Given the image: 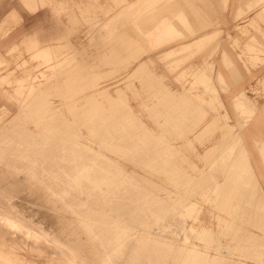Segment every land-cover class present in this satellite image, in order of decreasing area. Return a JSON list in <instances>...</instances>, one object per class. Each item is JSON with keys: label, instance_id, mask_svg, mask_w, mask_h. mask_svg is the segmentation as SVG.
Wrapping results in <instances>:
<instances>
[{"label": "rangeland", "instance_id": "rangeland-1", "mask_svg": "<svg viewBox=\"0 0 264 264\" xmlns=\"http://www.w3.org/2000/svg\"><path fill=\"white\" fill-rule=\"evenodd\" d=\"M181 1L134 0L127 5H123L121 1L118 3V8H116L117 12L105 14L87 12L81 15L85 23L82 21L79 23L78 19L75 18L76 15L64 13L66 10H73V7L77 5L75 0H32L27 4L22 0H0V13L5 10L14 11L18 7L20 10L27 12L28 16H31L38 9L51 7L53 14L50 16L56 27H62V19L67 18V29H64L66 32L45 44H42V42L36 43L35 40L24 37L28 30L25 29V25H31V17L24 20L16 15L10 18L9 23L0 19V179H4L0 185L13 189L14 196L11 202L15 207L14 210L21 213L22 218L32 231L39 235L43 234L39 239H34L24 233L15 232L12 227L0 225V240H3L6 249H13L14 254L21 260V264H67L69 258L67 248L78 250L88 264H110V262L113 263L115 258L116 261L113 264L116 262L118 264V260L126 256L124 253L128 257L126 256L123 259L122 264H133L131 262H134V264H150L152 262V264H172V262L173 264H186V262L187 264H232V260L233 264H246L245 260L253 261L247 254L223 253L222 238H207L205 227L202 226L206 196L203 194L201 197L198 191L194 190L195 193L197 192L195 194L191 189L193 181L190 180V153H197L196 149L192 147L191 132L189 128L184 130L181 125L174 124V119L168 118H174L175 114L172 104L173 99H170L171 95H169L170 92L186 90L189 93L192 86H206L205 82L208 83L207 79H202L199 83L196 81L192 83L190 73L191 45L189 49H184L181 45L189 44L190 40L201 30L212 26L215 28L214 33L211 35L213 38L224 35L227 37L254 38L258 23V3H256V6L255 1L258 0H193V3L192 0H184L183 3ZM87 2L94 5L96 0H88ZM174 2L176 10H172V12L176 14L169 17L172 12L170 13L167 7L171 9ZM161 3H166L167 6ZM159 4L162 6L160 7ZM189 4H192V6ZM185 6L188 9L190 7V11ZM208 6H214L215 8L214 21L210 19L211 14L206 13L205 15ZM164 9L168 11H164ZM160 10L163 16L157 12ZM163 11L170 14H164ZM222 12L225 13L221 14ZM155 14L157 19H154ZM182 14L184 19L181 18ZM159 15L162 18H160L161 20ZM111 16H114L113 20L110 19ZM223 16L229 17V24L231 25L228 27L227 23L226 28H229L231 32L227 31L228 29H220L222 28L220 18L222 19ZM168 17L169 19H167ZM144 19H146L145 22ZM178 19L180 22L186 20L187 25L183 22L181 23L184 25L178 23ZM150 20L153 22L151 23ZM197 20H199V26L204 29H199ZM138 22H144V26L138 24ZM170 22L172 25H170ZM148 25H151V27ZM141 26L143 29H140ZM172 29L173 32H177V35L173 34ZM150 30H152L151 33ZM116 31L118 32L116 33ZM141 31L142 34L145 32L143 34L145 36H142ZM178 32L181 36L178 35ZM133 33L134 35L131 36ZM136 33L137 37L135 36ZM164 33H169L168 36L172 34L174 38L172 39L171 36L170 39ZM165 35L167 39L169 38L168 40L165 39ZM134 36L135 38H133ZM141 43H145L144 46ZM51 44H55L56 47L49 54L39 51L44 45ZM138 45L141 48H138ZM198 49H201V47H195V54L198 53ZM140 63L143 65H141L142 68L138 66ZM136 68L138 70H135ZM160 105H163V107L160 108ZM123 107H127V110ZM224 116L222 119L227 121L228 117ZM181 117L179 115V119ZM134 120L135 122H133ZM161 120L162 124H160ZM147 134L149 135L147 136ZM199 143L202 145L201 140ZM80 144L84 146L82 147ZM148 145H152V147ZM168 146L172 147L169 148ZM148 147L150 148L148 149ZM57 149L61 150L57 151ZM126 151L129 153L127 154ZM121 155L123 158H121ZM21 160L24 161V164ZM68 161L72 163L70 164ZM108 162L110 164H107ZM168 162H170L169 165ZM68 166H71L70 169ZM83 167L84 169H82ZM57 168L59 170H56ZM95 172L99 174L96 175ZM76 176H78V179ZM108 178L111 180H108ZM107 180L111 186L107 185L108 182H105ZM113 181L114 184H112ZM140 183L143 185H140ZM116 184L118 186L117 190L115 189ZM189 190L191 191L189 192ZM97 192H101V194H97ZM93 195L100 196L97 198ZM119 196H121V199ZM132 196L133 198H131ZM117 202L122 203L118 205ZM158 204L159 206H157ZM154 205L160 208L158 209ZM2 206L8 209V204L4 201H2ZM120 207L122 209L127 207L126 211ZM165 208L166 212L164 211ZM158 211L161 212L158 213ZM163 211L166 213V218L162 216V214L164 215ZM155 212L159 214V216L157 215V217H160L159 219L156 218ZM92 214L97 220L93 218ZM175 217L177 220H173V218L176 219ZM167 218H172L173 221ZM140 219L141 221H139ZM142 219H145L144 222ZM107 220L111 223H107ZM123 223L125 224L122 226L126 229L120 227ZM95 225L97 227L93 228ZM87 226L90 229L92 228L90 232L87 231ZM98 227L102 229L100 230ZM94 229L97 230L95 235H93ZM102 230L107 231L103 232ZM190 230L192 231L190 232ZM100 231L104 234L109 233V235L102 234L103 239H99V237L101 238ZM110 233H113V235H110ZM183 235L185 240L182 239ZM105 236L109 239L104 240ZM110 236L111 238L113 236V238L111 239ZM116 238L126 240L123 244L120 241V245ZM113 239L116 241L114 242ZM110 240L115 243L111 244L114 245L113 248L109 245ZM116 244L117 246H115ZM106 245L105 250L103 248ZM147 245H150V248ZM108 246L111 248H109L110 251L107 250ZM118 246L119 249L116 248ZM123 247H125L124 250H122ZM128 247H131V249ZM115 248L120 256L121 253L123 256L120 257ZM167 248H169L168 256L166 254L168 253ZM143 249L145 251L144 257ZM112 250L115 257H113V252L112 255L108 254ZM178 250L180 251L178 252ZM105 252H107L106 255ZM148 252L149 256H147ZM197 253L200 254V258ZM140 254L142 261L138 259ZM152 254L153 256H151ZM177 254H180V260L175 257ZM181 254H184L183 257ZM177 256L179 258V255ZM149 257H152V259ZM143 258H145V261ZM262 262H264V259L258 260V263Z\"/></svg>", "mask_w": 264, "mask_h": 264}, {"label": "crops", "instance_id": "crops-1", "mask_svg": "<svg viewBox=\"0 0 264 264\" xmlns=\"http://www.w3.org/2000/svg\"><path fill=\"white\" fill-rule=\"evenodd\" d=\"M75 1L77 2V5H75L73 7V10L72 9H70L68 11L66 10V11H64V13L65 14L72 13V14L76 15L75 18L78 19L77 21L79 23H81V21L84 22V19H82L81 15H84L87 12L88 13H94V14H105V13L117 12L118 10L116 8H118V6H119L118 3H120L122 1L123 5H127L130 2H133L134 0H96L94 5L88 4V2H87L88 0H75ZM124 3H126V4H124ZM69 8H71V6H69ZM263 8H264V0H258V23H257V29H256L257 33L255 34L254 38H251V37H227L226 35H224L222 37H218V38H213V37H211V34H213L215 31L214 26H212L211 28H207L205 30H201L198 34H196L190 40V44H191V50H190V52H191V66H190L191 79H192V83L195 81L198 83L202 79L208 78V84H207L206 88H205V86H200V85L192 86L189 93L186 90L185 91L184 90H176V91L169 93V95H171L170 99H173L172 104H173L176 112L174 114V118L169 117L168 119H174L175 120L174 124H176V125L181 124V126L183 128L185 127L184 130H186L187 128L190 129V132H191L190 133V140L192 143V147H194L197 151V153H190L189 164H190L191 180L193 181L192 182L193 183L192 188L194 187L192 190H195V188H197V189L200 188L198 190H200V191L203 190L201 192L200 191L198 192L201 194V197L203 196V194H205V196L207 195L205 197L206 203L204 205L203 214H202V219H203V221H202L203 225L202 226L205 227L204 230L207 233V237L222 238L223 239L222 240L223 249H224L223 253L229 252V253H234V254H239V255H242V254L249 255L253 259V261L245 260L246 264H264V262L258 263L259 259H264V248H262V245H264L263 244L264 243V230H263L264 229V221H263L264 220V209H262V208H264V206H262V204L264 205V196H263L264 195V92H262L263 88H264V55H263L264 54V12H263L264 10H263ZM207 10L209 12L206 11V13L208 15H209V13H211L212 17H210V19H212L214 21V14H215L214 6H208ZM261 12H263V14ZM224 13L225 12H222L221 14H224ZM52 14H53V12L51 10V7H48L46 9H43V8L38 9L31 16H28L27 12L22 11L18 7H16V9H14V11H6L5 10L2 13H0V15H1L0 19H2L3 22L5 20H7L8 21L7 23H9V21L11 20L10 18L13 16H16V15H19L20 18H23L24 20L27 19V17H31V25H29V26H28V24L25 25V29H28V30L24 34V37L25 38L29 37V39L35 40L36 43L42 42V44H45V43H48V41H50V40H54L55 37L64 34L66 32L64 29H67V27H66L67 18L64 17L62 19L63 20L62 21V23H63L62 27H56L54 25L55 23L52 22L53 19L50 16ZM228 18L229 17H227V16H223L222 19L220 18V20H221L220 23H222V28H220V29H224V30L228 29L227 31H230L229 28H226L227 23H228V27L231 25V24H229ZM203 37H205V38H203ZM26 40H28V39H26ZM215 40H216V42H215ZM205 41H207V42H205ZM252 45H254V46H252ZM198 46L201 47V49H198L197 54L193 53V52H195V47H198ZM261 48H262V50H261ZM257 50H258V52H257ZM237 55H239V56H237ZM250 56H252V59H249ZM224 57L225 58L228 57V58H226L227 60ZM232 67H233V69H231ZM231 71H233L234 73H232ZM236 73H237V75H236ZM238 74H239L238 78H240V81H238V78H237ZM220 78H221V80H220ZM210 79H211V81H209ZM216 79H219L220 81L216 80ZM235 80H237V81H235ZM216 83L217 84L219 83V84L216 85ZM220 85H222V86H220ZM210 86H212V87H210ZM207 89L209 90V92ZM211 89L214 92L210 91ZM238 95L239 96L245 95L250 100L251 104L253 103L251 105L252 109H253V114L251 115V118L247 117L249 114L248 112H244L245 113L244 114L242 111H236L235 110L236 104L238 102V101H236V99L237 100L240 99V97ZM192 101H194V102H192ZM162 107H163V105H160V108H162ZM185 111H186V113H185ZM179 114L182 116L180 119L178 118ZM183 115H184V118H183ZM224 115H226L228 117L229 121L228 120L225 121L223 119L221 120V118H223ZM216 116H218V117H216ZM218 118H219V120H218ZM238 122L240 125L238 124L239 126L237 125L238 127L236 126L237 127L236 128L235 124H237ZM160 124H162V120L160 121ZM168 124H171V123H168ZM228 130H229V132H228ZM204 132H206V133L204 134ZM237 137L239 138V140L237 139ZM200 140L202 141V145H200V143H199ZM231 141H233L234 147L232 146ZM195 143H196V146H195ZM241 144H242V147L240 146ZM231 146H232V148H231ZM227 148H229V150H231V151H229ZM224 149H226V150H224ZM237 150H238V152H237ZM244 150L246 153L244 152ZM258 150H260V151H258ZM225 151H228L230 154L228 152L225 153ZM240 151L242 154H240ZM243 152L245 153V155ZM226 154H228L229 156ZM237 154H238V156H237ZM234 155H236V156H234ZM245 156L248 159H245L246 158ZM234 157H238L239 159L234 158ZM231 158H233V159H231ZM213 159H215V160H213ZM218 159L220 160V162ZM243 159H245L244 160L245 162L242 161ZM234 160H236V161L233 162ZM238 161H239V163H238ZM240 161H241V163H240ZM262 161H263V163H262ZM246 162H248L247 163L248 165L246 164ZM216 163L218 165H216ZM232 164H233V166L235 164L236 167L231 166ZM239 164H240V166H239ZM244 164H245V166H244ZM243 166H244V169L241 170V168ZM246 166L247 167L249 166L248 167L249 170L246 168ZM234 168H235V170H234ZM236 168H239L237 170H239V171L241 170L243 172L242 176L239 174L240 175V177H239L238 173H240L241 171L240 172L237 171ZM245 168L248 171L251 170L252 176H251L250 172H247V170ZM209 169H210V171H209ZM230 170H232V171H230ZM233 171H235V172L233 173ZM236 171L238 173H236ZM204 172L207 174H205ZM200 173L205 174V177L203 174H200ZM228 173H229V175H228ZM245 173H248V175ZM201 175H202V178H201ZM209 175H211V178ZM225 175H228L229 177L225 176ZM232 175H234V177L238 175L237 177L241 178V179H238L237 177L233 178ZM244 175H247L248 178ZM230 176H231V178H230ZM243 176H244V178H243L244 185H245V182L249 179V176H251L252 178L249 179L250 183L247 181L246 186L248 185L247 183L253 185V182L256 181V183H254V184H256L255 187L256 188L259 187L260 190H258V189L255 190L256 188L252 187V188H254V190L252 191V189L250 188L251 191L249 190L248 193L250 195L248 196V193L246 191H248L249 188H247L248 186L246 188H244L245 187L244 186V187H242V188H244L243 191L245 190V193H247V194L245 196H244V193H243V195H241L242 194L241 192H243V191H242V189L238 190V187L240 185L243 186V183L242 182L239 183L238 181L239 180L242 181ZM253 176H254L255 181L253 179ZM193 177H194V179H193ZM203 177L204 178L208 177V179H205V180H212V178H213L214 181H209V183H211V182L212 183L210 185H208V181H204ZM216 179H217V183L215 182ZM219 179L221 181L223 179L224 180L221 183V181ZM229 179H232V180L229 181ZM195 180L196 181L199 180V183H201L202 185H200L197 182L196 184H198V185L194 186V182H196ZM233 180L234 181L237 180V183H235V184H238V183L240 184V185L238 184L239 186H237V188H235L236 185H233L234 184ZM244 180H246V181H244ZM250 180H253V182H251ZM203 182H205L204 186H203ZM218 183L219 184L221 183V184L219 185ZM205 184H207V185H205ZM222 184H224L225 186ZM252 185H250L249 187H251ZM197 186H199V187H197ZM200 186L203 188H201ZM230 186L231 187L233 186L234 189H231ZM207 187H209V188H207ZM222 187L223 188L225 187V188L222 189ZM229 189H231V191ZM228 190H229V192H233V193H229L231 195L227 194V196L229 195L233 199V201L235 199L234 202L237 201L235 204H232L234 202H232L230 197H227L226 198L227 200L224 199V197L226 195H223V194H226ZM210 191H211V193H210ZM236 191H239V193ZM254 191H257L258 194H260L259 191L261 192L260 199L258 197L257 200L258 201L263 200V203L259 202V205H258V203H257L258 201L256 200V198H257L256 193L257 192L254 193ZM221 192L222 193L225 192V193H223L221 195ZM234 193L237 194V199H236V196H234L235 195ZM252 193H253V196H251ZM240 195H241V197H240ZM254 195H256V198ZM215 196H216V199H214ZM243 196L245 197V199ZM246 196H248L249 198L252 197V199L247 200L246 198H248V197H246ZM253 197L255 198V202L257 201L256 207L254 206V204L256 205V203L253 201V199H254ZM242 198H243V202L245 201L244 203L240 202V201H242ZM208 201H209V203H208ZM219 201H221L222 206H221ZM224 201H227L228 203L224 202ZM229 201L232 203H229ZM246 201L248 202V204ZM249 201H250L251 207H249ZM251 201H252V203H254L253 206H252ZM222 202H224V203H222ZM198 204H200V203H198ZM231 204L233 205V207H231ZM240 204H242V205H240ZM244 204H246V205H244ZM243 205H244V208L243 207L241 208V206H243ZM247 205L249 208L247 207ZM219 206H221V207H219ZM245 206H246V208H245ZM257 207H258V209H262V210L261 211L258 210ZM247 208H248V212H247ZM242 209H244L246 212ZM249 209H251L250 210V212H252L251 214L249 212ZM236 210H238V211H236ZM252 210H255V211H252ZM241 211H244V212L242 213ZM239 213H240V215H239ZM246 213H247V215H246ZM243 214H244V216H242ZM260 214L262 216H260ZM228 216H230V217H228ZM234 216H236V217H234ZM251 217H252V219H251ZM240 220H241V223H240ZM242 220H243V222H242ZM260 224H262V225H260ZM226 227H228V228H226ZM236 232H237V234H236ZM241 233H243V235ZM246 234H248V235H246ZM236 235H237V237H236ZM234 236H235V238H234ZM253 237H255V238H253ZM238 238H239V240H238ZM254 239H255V241H254ZM258 249L259 250L261 249V250L258 251Z\"/></svg>", "mask_w": 264, "mask_h": 264}, {"label": "bare ground", "instance_id": "bare-ground-1", "mask_svg": "<svg viewBox=\"0 0 264 264\" xmlns=\"http://www.w3.org/2000/svg\"><path fill=\"white\" fill-rule=\"evenodd\" d=\"M22 1H23L24 3L27 4V3H30L32 0H29V1H28V0H22ZM46 1H47V0H46ZM162 1H164V0H162ZM170 1H173V0H170ZM183 1H184V0H182L181 2L183 3ZM194 1H195V0H194ZM196 1H197V0H196ZM199 1H200V0H199ZM199 1H198V2H199ZM242 1H244V0H242ZM250 1H251V0H250ZM157 2H159V1H157ZM181 2H180V3H181ZM191 2L193 3V0H192ZM191 2H190V3H191ZM239 2H240V1H239ZM187 3H188V2H187ZM242 3H243V2H242ZM246 3H247V2H246ZM256 3H258V1H255V4H256ZM161 4H164V3H161ZM184 4H185V3H184ZM198 4H199V3H198ZM244 4H245V3H244ZM34 5H35V4H34ZM156 5L158 6L157 3H156ZM159 5H160V4H159ZM164 5H166V3H165ZM168 5L170 6V4H168ZM174 5H176L175 2H174V4L172 5L173 8H172L171 6H170L171 9H170L169 7H167V9L169 10L170 13L172 12V10H176V9H175L176 7H175ZM179 5H180V4H179ZM189 5H190V4H189ZM189 5H188V6H189ZM208 5H210V4H208ZM249 5H250V4H249ZM161 6H162V5H160V7H161ZM166 6H167V5H166ZM190 6H192V4H191ZM217 6H218V4H217ZM240 6H241V5H240ZM244 6H245V5H244ZM256 6H257V4H256ZM160 7H158V8H160ZM185 7L188 9L187 6H185ZM185 7H184V8H185ZM245 7H246V6H245ZM260 7H261V6H260ZM162 8H163V7H162ZM162 8H161V9H162ZM164 8H165V7H164ZM209 8H210V7H209ZM211 8H212V7H211ZM240 8H242V7H240ZM240 8H239V11H240ZM249 8H250V7H249ZM167 9H164V11H165V10L168 11ZM177 9H178V7H177ZM189 9H190V7H189ZM189 9H188V11H190ZM220 9H221V8H220ZM247 9H248V7H247ZM170 10H171V11H170ZM181 10H183V9H181ZM185 10H186V9H185ZM195 10H196V9H195ZM221 10H222V9H221ZM235 10H236V9H235ZM263 10H264V8H263ZM263 10H262V11H263ZM164 11H163V12H164ZM191 11H192V13H193V9H192ZM198 11L200 12V10H198ZM207 11H208V10H207ZM237 11H238V10H237ZM237 11H236V12H237ZM132 12L134 13V11H132ZM143 12H144V11H143ZM152 12H153V11H152ZM157 12H159L160 15L163 16V13H161V10H160V11H157ZM169 12H166V13L170 14ZM174 12H177V11H174ZM178 12H179V10H178ZM180 12H181V11H180ZM199 12H198V13H199ZM208 12H209V11H208ZM210 12H211V11H210ZM263 12H264V11H263ZM263 12H261V13L263 14ZM135 13H136V12H135ZM166 13L164 12V14H166ZM183 13H184V12H183ZM186 13H187V12H186ZM186 13H185V14H186ZM189 13H190V12H189ZM129 14H130V13H129ZM172 14L174 15V14H176V13H173V12H172V13L169 15V17H170V16L172 17ZM178 14H179V13H178ZM185 14H184V15H185ZM209 14H211V13H209ZM235 14H236V13H235ZM241 14H242V13H241ZM160 15H159V19L161 18ZM189 15H190V14H189ZM193 15H194V14H193ZM205 15H206V10H205ZM139 16H140V15H139ZM157 16H158V15H157ZM165 16H167V15H165ZM195 16H196V13H195ZM197 16H198V15H197ZM140 17H142V16H140ZM149 17H150V16H149ZM153 17H154V16H153ZM169 17H168L167 19H169ZM188 17H189V16H188ZM137 18H138V17H137ZM163 18H165V17H163ZM177 18H179V17H177ZM181 18L184 19L183 14H182V17H181ZM181 18H180V20H182ZM193 18H194V17H193ZM195 18H196V17H195ZM200 18H201V17H200ZM200 18H197V19H200ZM207 18H208V16H207ZM110 19L113 20V19H114V16H111ZM110 19H109V20H110ZM154 19H157V18H156V14H155V18H154ZM159 19H158V20H159ZM161 19H162V18H161ZM161 19H160V20H161ZM165 19H166V18H165ZM170 19H171V18H170ZM175 19H176V18H175ZM205 19H206V18H205ZM137 20H138V19H137ZM148 20H149V18H148ZM160 20H159V21H160ZM178 20H179V19H178ZM178 20H177V22H178ZM180 20H179L178 23H181V22L186 23V22H185L186 20H185V21H181V22H180ZM192 20H193V19H192ZM208 20H209V19H208ZM208 20H207V21H208ZM135 21H136V19H135ZM141 21H142V20H141ZM145 21H146V19H144V22H145ZM169 21H170V20H169ZM200 21H201V20H200ZM6 22H8V21L6 20ZM131 22H133V21H131ZM144 22H143V23H144ZM150 22H151V20H150ZM152 22H153V21H152ZM152 22H151V23H152ZM155 22H156V20H155ZM201 22H202V21H201ZM143 23L138 22V24L144 26ZM146 23H147V22H146ZM146 23H145V24H146ZM158 23H159V22H158ZM175 23H176V20H175ZM183 23H181V24H183ZM187 23H188V22H187ZM187 23H186L185 25H187ZM197 23H198V27H199V29H202L203 27L201 28V27L199 26V20H197ZM210 23H211V22H210ZM213 23H214V22H213ZM148 24H149V22H148ZM189 24H190V23H189ZM192 24H193V23H192ZM128 25H130V24H128ZM135 25H136V24H135ZM140 25H139V26H140ZM167 25H168V24H167ZM170 25H172L171 22H170ZM170 25H169V27H171ZM183 25H184V24H183ZM183 25H182V26H183ZM190 25H191V24H190ZM211 25H212V23H211ZM142 26L140 27V29L142 28ZM145 26H146V25H145ZM148 26L151 27V25H148ZM207 26H209V25H207ZM207 26H206V27H207ZM153 27H154V26H153ZM177 27H178V26H177ZM184 27L186 28V26H184ZM236 27H237V26H236ZM122 28H123V27H122ZM131 28H132V27H131ZM144 28H145V27H144ZM155 28H156V26H155ZM166 28H167V27H166ZM166 28H165V29H166ZM180 28H181V27H180ZM187 28H188V27H187ZM128 29H129V28H128ZM128 29H127V30H128ZM138 29H139V27H138ZM142 29H143V28H142ZM168 29H169V28H168ZM173 29H174V28H173ZM173 29H172V32L174 31ZM189 29H190V28H189ZM203 29H204V28H203ZM123 30H124V29H123ZM129 30H130V29H129ZM136 30H137V29H136ZM175 30H176V29H175ZM190 30H191V29H190ZM192 30H193V28H192ZM119 31H120V29H119ZM138 31H139V30H138ZM142 31L147 32L146 30H142ZM142 31L140 32L141 34H142ZM151 31H152V30H150V33H151ZM154 31H155V30H154ZM157 31H158V30H157ZM165 31L168 32L167 30H165ZM193 31H195V30H193ZM199 31H200V30H199ZM89 32H90V29H89ZM117 32H118V31H116V33H117ZM131 32H132V31H131ZM145 32H143V34H145ZM162 32H164V31H162ZM170 32H171V30H170ZM170 32H169V33H170ZM181 32H183V31H181ZM94 33H95V32H94ZM127 33H128V31H127ZM169 33H167V34H169ZM174 33H175V32H173V34H174ZM176 33H177V32H176ZM176 33H175L174 35H177ZM216 33H217V32H216ZM143 34H142V36H145V35H143ZM148 34H149V33H148ZM161 34H162V33H161ZM164 34H166V33H164ZM167 34H166V35H167ZM192 34H193V33H192ZM133 35H134V33H133L131 36H133ZM139 35H140V34H139ZM166 35H165V39H167V38H166ZM178 35H180L179 32H178ZM183 35H184V33H183ZM211 35H212V34H211ZM135 36L137 37V33L135 34ZM135 36H134L133 38H135ZM147 36H148V35H147ZM149 36L151 37V35H149ZM158 36H159V35H158ZM158 36H157V37H158ZM162 36H163V35H162ZM167 36H168V35H167ZM171 36H172V39H173L174 37H173L172 34H170L168 37L171 39ZM180 36H181V35H180ZM184 36H186V35H184ZM199 36H200V35H199ZM152 37H153V36H152ZM177 37H178V36H177ZM205 37H206V36H205ZM205 37H203V38H205ZM141 38H142V37H141ZM145 38H147V37H145ZM160 38H161V37H160ZM162 38H164V37H162ZM169 38H168V39H169ZM197 38H198V37H197ZM201 38H202V37H201ZM201 38H200V39H201ZM136 39H137V38H136ZM155 39L157 40V38H155ZM155 39H154V41H155ZM168 39H167V40H168ZM175 39H176V38H175ZM160 40H161V39H160ZM201 40H202V39H201ZM134 41H136V40H134ZM134 41H133V42H134ZM142 41H143V40H142ZM154 41H153V42H154ZM199 41H200V40H199ZM140 42H141V41H140ZM148 42H149V41H148ZM165 42H166V41H165ZM205 42H207V41H205ZM215 42H216V40H215ZM156 43H157V42H156ZM203 43H204V42H203ZM141 44H142V43H141ZM144 44H145V43H144ZM144 44H142V45L144 46ZM167 44H169V43H167ZM67 45H68V44H67ZM190 45H191L190 43H189V44H184V45H181V47L184 48V49H189V46H190ZM247 45H248V44H247ZM250 45H251V44H250ZM256 45H257V44H256ZM138 46H139V45H138ZM178 46H179V45H178ZM244 46H245V45H244ZM252 46H254V45H252ZM259 46H260V45H259ZM55 47H56L55 44L45 45L44 47L40 48L39 51L42 52V53H44V54H46V53L49 54L50 51H51L52 49H54ZM190 47H191V46H190ZM260 47H261V46H260ZM138 48H141V47L139 46ZM248 48H249V47H248ZM252 48H253V47H252ZM252 48H251V49H252ZM246 49H247V48H246ZM253 49H254V48H253ZM255 49H256V48H255ZM145 50H146V49H145ZM249 50H250V49H249ZM249 50H248V51H249ZM261 50H262V48H261ZM142 51H143V50H142ZM197 51H198V50H197ZM73 52H74V51H73ZM143 52H145V51H143ZM149 52H150V51H149ZM179 52L181 53L182 51H179ZM249 52H250V51H249ZM257 52H258V50H257ZM172 53H173V51H172ZM175 53H176V52H175ZM193 53H195V52H193ZM77 54H78V53H77ZM145 54H146V53H145ZM161 54H163V53H161ZM170 54H171V52H170ZM182 54H184V53H182ZM222 54H223V53H222ZM136 55H137V54H136ZM167 55H169V54H167ZM263 55H264V54H263ZM77 56H78V55H77ZM178 56H179V55H178ZM225 56H226V55H225ZM237 56H239V55H237ZM166 57H167V56H166ZM185 57H186V55H185ZM248 57H249V56H248ZM164 58H165V55H164ZM169 58H170V57H169ZM189 58H190V57H189ZM189 58H188V59H189ZM224 58H225V57H224ZM226 58H228V57H226ZM226 58H225V59H226ZM155 59H156V58H155ZM162 59H163V58H162ZM249 59H252V56H250ZM156 60H157V59H156ZM179 60H180V59H179ZM223 60H224V59H223ZM226 60H227V59H226ZM262 60H263V59H262ZM166 61H167V60H166ZM164 62H165V61H164ZM164 62H163V63H164ZM183 62H184V61H183ZM186 62H187V61H186ZM229 62H230V61H229ZM241 62H242V61H241ZM171 63H172V62H171ZM174 63H175V61H174ZM179 63H180V62L178 61V64H179ZM184 63H185V62H184ZM230 63H231V62H230ZM230 63H229V64H230ZM242 63H243V62H242ZM3 64H5V63H3ZM181 64H182V62H181ZM141 65H142V63H140L138 66H141ZM179 65H180V64H179ZM231 65H232V64H231ZM142 66H143V65H142ZM142 66H141V68H142ZM175 67H178V66H175ZM143 68H144V67H143ZM139 69H140V68H139ZM169 69H170V68H169ZM205 69H206V68H205ZM231 69H233V67H232ZM135 70H138V69L136 68ZM213 70H214V69H213ZM205 71H206V70H205ZM205 71H204V72H205ZM226 72H227V71H226ZM231 72L234 73L233 71H231ZM133 73H134V71H133ZM142 73H143V72H142ZM206 73H207V72H206ZM227 73H228V72H227ZM140 74H141V73H140ZM168 75H169V73H168ZM203 75H204V74H203ZM207 75H208V74H207ZM234 75H235V74H234ZM236 75H237V73H236ZM200 76H201V75H200ZM208 76H209V75H208ZM214 76H215V75H214ZM128 77H129V75H128ZM179 77H180V76H179ZM202 77H203V76H202ZM218 77H219V76H218ZM238 77H239V74H238L237 78H238ZM119 78H120V77H119ZM216 78H217V77H216ZM235 78H236V77H235ZM201 79H202V78H201ZM205 79L208 80V78H205ZM216 80H219V79H216ZM220 80H221V78H220ZM220 80H219V81H220ZM199 81H200V80H199ZM209 81H211V79H210ZM235 81H237V80H235ZM238 81H240V78H238ZM221 82H222V81H221ZM232 82H233V81H232ZM198 83H199V82H198ZM205 83H206V86H207L208 83H207V82H205ZM214 83H215V82H214ZM233 83H234V82H233ZM203 84H204V83H203ZM218 84H219V83H218ZM218 84L216 83V85H218ZM262 84H263V83H262ZM191 85H192V84H191ZM250 85H251V84H250ZM206 86H205V88H206ZM220 86H222V85H220ZM210 87H212V86H210ZM203 88H204V87H203ZM18 89H19V88H18ZM182 89H183V88H182ZM212 89H213V88H212ZM212 89H211L210 91L214 92ZM222 89H223V88H222ZM222 89H221V90H222ZM207 90H208V89H207ZM188 91H189V90H188ZM80 92H81V91H80ZM189 92H190V91H189ZM208 92H209V90H208ZM223 92H224V91H223ZM262 92H264V88H263V91H262ZM215 93H216V92H215ZM31 94H32V92H31ZM182 94H183V93H182ZM209 94H210V93H209ZM211 94H212V93H211ZM242 94H243V93H242ZM29 95H30V94H29ZM29 95H28V96H29ZM213 95H214V94H213ZM239 95H240V94H239ZM239 95H238V96H239ZM190 96H191V95H190ZM107 97H108V96H107ZM239 97H240V99H238V100L236 99V101H238L237 104H236V109H237V111H242L243 113H244V112H248L249 114H248L247 117H248V118H249V117L251 118V115L253 114V109H252V106H251V105H252L253 103L251 104L250 100H249L245 95H241V96H239ZM105 98H106V97H105ZM235 98H236V97H235ZM113 99H114V98H113ZM114 100H115V99H114ZM217 100H218V99H217ZM89 101H90V100H89ZM95 102H96V101H95ZM117 102L119 103V101H117ZM186 102H187V101H186ZM192 102H194V101H192ZM194 104H195V103H194ZM206 104H207V103H206ZM217 104H218V103H217ZM219 104H220V103H219ZM221 104H222V103H221ZM22 105H23V104H22ZM22 105H21V106H22ZM186 106H187V105H186ZM173 107H174V106H173ZM232 107H233V106H232ZM45 108H46V106H45ZM93 108H94V107H93ZM99 108H100V107H99ZM123 108H125V107H123ZM185 108H186V107H185ZM1 109H2V108H1ZM91 109H92V108H91ZM125 109L127 110V107H126ZM236 109H235V110H236ZM98 110H99V109H98ZM128 110H129V109H128ZM178 110H179V109H178ZM83 111H84V110H83ZM188 111H189V110H188ZM215 111H216V110H215ZM224 111H225V110H224ZM254 111H255V110H254ZM102 112H103V111H102ZM127 112H128V111H127ZM129 112H130V111H129ZM175 112H176V111H175ZM232 112H233V111H232ZM262 112H263V111H262ZM185 113H186V111H185ZM75 114H76V113H75ZM94 114H95V113H94ZM96 114H97V112H96ZM121 114H122V113H121ZM167 114H168V113H167ZM244 114H245V113H244ZM73 115H74V114H73ZM98 115H99V114H98ZM179 115H180V114H179ZM226 115H227V114H226ZM199 116H200V115H199ZM202 116H203V115H202ZM128 117H129V116H128ZM168 117H169V116H168ZM193 117H194V116H193ZM216 117H218V116H216ZM221 117H222V116H221ZM224 117H225V116H224ZM233 117H234V116H233ZM93 118H94V117H93ZM93 118H92V119H93ZM178 118H179V117H178ZM240 118H241V117H240ZM102 119H103V118H102ZM134 119H135V118H134ZM192 119H193V118H192ZM200 119H201V118H200ZM225 119H226V118H225ZM190 120H191V119H190ZM197 120H198V119H197ZM218 120H219V118H218ZM221 120H222V118H221ZM223 120H224V119H223ZM241 120H242V119H241ZM46 121H47V120H46ZM89 121H90V120H89ZM228 121H229V119H228ZM107 122H108V121H107ZM133 122H135V120H134ZM178 122H179V121H178ZM194 122H195V121H194ZM44 123H45V122H44ZM64 123H65V122H64ZM111 123H112V122H111ZM128 123H129V122H128ZM191 123H192V122H191ZM233 123H234V122H233ZM235 123H236V122H235ZM39 124H40V123H39ZM54 124H55V123H54ZM183 124H184V123H183ZM238 124H239V122H238L237 124H235V127H236ZM243 124H244V123H243ZM3 125L5 126V124H3ZM42 125H44V124H42ZM124 125H125V124H124ZM124 125H123V126H124ZM180 125H181V124H180ZM192 125H193V124H192ZM239 125H240V124H239ZM239 125H238V126H239ZM55 126H56V125H55ZM66 126H67V125H66ZM238 126H237V127H238ZM67 127H68V126H67ZM69 127H70V126H69ZM111 127H112V126H111ZM137 127H138V126H137ZM237 127H236V128H237ZM71 128H72V127H71ZM73 128H74V127H73ZM134 128H135V127H134ZM184 128H185V127H184ZM232 128H233V127H232ZM62 129H63V128H62ZM75 129H76V128H75ZM75 129H74V130H75ZM77 129H78V128H77ZM187 129H188V128H187ZM204 129H205V128H204ZM204 129H203V130H204ZM239 129H240V128H239ZM59 130H60V129H59ZM127 130H128V129H127ZM230 130H231V129H230ZM106 131H107V130H106ZM119 131H120V130H119ZM142 131H143V130H142ZM199 131H200V130H199ZM200 132H201V131H200ZM207 132H208V131H207ZM209 132H210V131H209ZM228 132H229V130H228ZM145 133H146V132H145ZM205 133H206V132H204V134H205ZM72 134H73V132H72ZM102 134H103V133H102ZM196 134H197V133H196ZM196 134H195V135H196ZM222 134H223V133H222ZM55 135H56V134H55ZM116 135H117V134H116ZM132 135H133V133H132ZM148 135H149V134H147V136H148ZM60 136H61V135H60ZM136 136H137V135H136ZM151 136H152V135H151ZM143 138H145V137H143ZM152 138H154V137H152ZM159 138H161V137H159ZM227 138H228V137H227ZM44 139H45V138H44ZM56 139H57V138H56ZM237 139L239 140L238 137H237ZM11 140H12V138H11ZM50 140H51V139H50ZM151 140H152V139H151ZM160 140H161V139H160ZM233 140H234V139H233ZM238 140H237V141H238ZM41 141H42V140H41ZM60 141H61V139H60ZM126 141L128 142V140H126ZM153 141H155V140H153ZM187 141H188V140H187ZM7 142H8V141H7ZM120 142H121V141H120ZM123 142L125 143V141H123ZM123 142H122V143H123ZM159 142H160V141H159ZM231 142H232V146H233V141H231ZM53 143H54V142H53ZM68 143H69V141H68ZM76 143H77V142H76ZM79 143H80V142H79ZM122 143H121V144H122ZM131 143H132V142H131ZM155 143H156V142H155ZM164 143H165V142H164ZM166 143H167V142H166ZM240 143H241V142H240ZM55 144H56V143H55ZM60 144H61V143H60ZM62 144H65V143H62ZM114 144H115V142H114ZM146 144H147V143H146ZM52 145H53V144H52ZM57 145H59V144H57ZM68 145H69V144H68ZM72 145H73V144H72ZM80 145H81V144H80ZM118 145H119V144H118ZM124 145H125V144H124ZM129 145H130V144H129ZM159 145H160V144H159ZM81 146H82V145H81ZM83 146H84V145H83ZM83 146H82V147H83ZM119 146H120V145H119ZM122 146H123V145H122ZM125 146H126V145H125ZM148 146H150V145H148ZM232 146H231V148H232ZM240 146L242 147V144H241ZM240 146H239V147H240ZM262 146H263V145H262ZM14 147H15V146H14ZM61 147H62V146H61ZM82 147H81V148H82ZM126 147H127V146H126ZM132 147H133V146H132ZM150 147H152V145H151ZM150 147H148V149H149ZM161 147H162V146H161ZM168 147H169V146H168ZM168 147H166V148H168ZM170 147H172V146H170ZM170 147H169V148H170ZM233 147H234V146H233ZM4 148H5V147H4ZM11 148H13V147H11ZM46 148H47V147H46ZM50 148H51V147H50ZM56 148H57V147H56ZM59 148H60V147H59ZM67 148H68V147H67ZM72 148H73V147H72ZM75 148H76V147H75ZM84 148H85V147H84ZM123 148H124V147H123ZM129 148H130V147H129ZM129 148H128V149H129ZM162 148H163V147H162ZM231 148H230V149H231ZM237 148H238V147H237ZM34 149H35V148H34ZM54 149H55V148H54ZM54 149H53V150H54ZM113 149H114V148H113ZM138 149H139V148H138ZM155 149H156V148H155ZM171 149H172V148H171ZM227 149L229 150V148H227ZM16 150H17V149H16ZM44 150H45V149H44ZM48 150H49V149H48ZM48 150H46V151H48ZM60 150H61V149H60ZM60 150L57 149V151H60ZM68 150H69V149H68ZM79 150H80V149H79ZM84 150H85V149H84ZM89 150H90V149H89ZM114 150H115V149H114ZM157 150H158V149H157ZM172 150H173V149H172ZM175 150H176V148H175ZM210 150H211V149H210ZM210 150H209V151H210ZM224 150H226V149H224ZM20 151H21V150H20ZM41 151H42V150H41ZM65 151H66V150H65ZM74 151H75V150H74ZM119 151H121V150H119ZM131 151H132V150H131ZM131 151H130V153H131ZM229 151H231V150H229ZM235 151H236V150H235ZM258 151H260V150H258ZM3 152H4V150H3ZM15 152H16V151H15ZM21 152H22V151H21ZM80 152H81V151H80ZM177 152H179V151L177 150ZM177 152H175V153H177ZM217 152H218V151H217ZM227 152H228V151H225V153H227ZM237 152H238V150H237ZM244 152H245V150H244ZM244 152H243V153H244ZM51 153H52V152H51ZM65 153H66V152H65ZM65 153H64V154H65ZM70 153H71V152H70ZM82 153H83V152H82ZM88 153H89V152H88ZM88 153H87V154H88ZM92 153H93V152H92ZM124 153H125V152H124ZM126 153L128 154L129 152L126 151ZM228 153H229V152H228ZM245 153H246V152H245ZM245 153H244V155H245ZM24 154H25V153H24ZM135 154H136V152H135ZM149 154L151 155L150 152H149ZM205 154H206V153H205ZM229 154H230V153H229ZM240 154H242L241 151H240ZM240 154H239V155H240ZM3 155H4V154H3ZM3 155H2V156H3ZM26 155H28V154L26 153ZM81 155H82V154H81ZM129 155H130V154H129ZM164 155H165V154H164ZM206 155H207V154H206ZM226 155H228V154H226ZM5 156H6V155H5ZM9 156H10V155H9ZM14 156H15V155H14ZM42 156H43V155H42ZM59 156H60V155H59ZM74 156H75V155H74ZM92 156H93V155H92ZM131 156H132V155H131ZM134 156H135V155H134ZM172 156H173V155H172ZM219 156H220V155H219ZM228 156H229V155H228ZM234 156H236V155H234ZM237 156H238V154H237ZM43 157H44V156H43ZM51 157H52V156H51ZM51 157H50V158H51ZM55 157H56V155H55ZM63 157H64V156H63ZM66 157H67V156H66ZM68 157H69V156H68ZM148 157H149V156H148ZM165 157H166V156H165ZM242 157H243V156H242ZM245 157H246V156H245ZM245 157H244V158H245ZM19 158H20V157H19ZM59 158H60V157H59ZM121 158H123L122 155H121ZM159 158H160V157H159ZM218 158H219V157H218ZM234 158L239 159L238 157H234ZM8 159H9V157H8ZM10 159H11V157H10ZM35 159H36V158H35ZM61 159H62V157H61ZM97 159H98V158H97ZM125 159H126V158H125ZM144 159H145V158H144ZM152 159H153V158H152ZM231 159H233V158H231ZM245 159H248V158L246 157ZM245 159H243L242 161H244ZM5 160H6V159H5ZM13 160H14V159H13ZM13 160H12V162H13ZM24 160H25V159H24ZM27 160H28V159H27ZM54 160H55V158H54ZM71 160H72V159H71ZM160 160H161V159H160ZM168 160H169V159H168ZM213 160H215V159H213ZM218 160H219V159H218ZM21 161H22V160H21ZM32 161H33V160H32ZM56 161H58V160H56ZM75 161H76V160H75ZM75 161H74V162H75ZM90 161H91V160H90ZM94 161H95V160H94ZM99 161H100V160H99ZM106 161H107V160H106ZM130 161H131V160H130ZM134 161H135V160H134ZM143 161H145V160H143ZM181 161H182V160H181ZM235 161H236V160H234L233 162H235ZM23 162H24V161H22V163H23ZM35 162H36V161H35ZM52 162H53V161H52ZM68 162H69V161H68ZM84 162H85V160H84ZM104 162H105V161H104ZM211 162H212V161H211ZM214 162H215V161H214ZM217 162H218V161H217ZM219 162H220V160H219ZM244 162H245V161H244ZM48 163H49V161H48ZM69 163H70V162H69ZM71 163H72V162H71ZM71 163H70V164H71ZM79 163H80V162H79ZM96 163H97V162H96ZM169 163H170V162H168V165H169ZM212 163H213V162H212ZM238 163H239V161H238ZM238 163H237V164H238ZM240 163H241V161H240ZM247 163H248V162H246V164H247ZM262 163H263V161H262ZM20 164H21V163H20ZM23 164H24V163H23ZM34 164H36V163H34ZM44 164H45V163H44ZM49 164H50V163H49ZM63 164H64V163H63ZM74 164H76V163H74ZM77 164H78V163H77ZM77 164H76V165H77ZM88 164H89V163H88ZM107 164H110V162H108ZM107 164H106V165H107ZM139 164H140V163H139ZM150 164H152V163H150ZM165 164H166V163H165ZM173 164H174V163H173ZM220 164H221V163H220ZM222 164H223V163H222ZM242 164H243V163H242ZM18 165H19V164H18ZM36 165H37V164H36ZM47 165H48V164H47ZM68 165H69V164H68ZM94 165H95V164H94ZM99 165H100V164H99ZM160 165H161V164H160ZM214 165H215V164H214ZM216 165H218V164L216 163ZM247 165H248V164H247ZM88 166H89V165H88ZM96 166H97V164H96ZM104 166H105V165H104ZM166 166H167V164H166ZM210 166H211V165H210ZM231 166H233V164H232ZM234 166H235V164H234ZM234 166H233V167H234ZM239 166H240V164H239ZM239 166H238V167H239ZM244 166H245V164H244ZM244 166L241 168V170L244 169ZM38 167H39V166H38ZM68 167H69V166H68ZM70 167H71V166H70ZM70 167H69V169H70ZM93 167H94V166H93ZM136 167H137V166H136ZM235 167H236V166H235ZM248 167H249V166H248ZM248 167L246 166V168L249 170ZM36 168H37V167H36ZM60 168H62V167H60ZM63 168H64V167H63ZM78 168H79V167H78ZM94 168H95V167H94ZM100 168H101V167H100ZM211 168H212V167H211ZM215 168H216V167H215ZM229 168H230V167H229ZM231 168H232V167H231ZM246 168H245V169H246ZM75 169H77V168H75ZM82 169H84V167H83ZM95 169H97V168H95ZM106 169H107V168H106ZM155 169H156V168H155ZM155 169H154V170H155ZM168 169H169V168H168ZM176 169H177V168H176ZM196 169H197V168H196ZM217 169H218V168H217ZM221 169H222V168H221ZM237 169H239V168H236V170H237ZM247 169H246V170H247ZM53 170H54V169H53ZM56 170H59V169L57 168ZM56 170H55V171H56ZM67 170H68V168H67ZM157 170H158V169H157ZM226 170H227V169H226ZM228 170H229V169H228ZM232 170H233V169H232ZM232 170H230V171H232ZM234 170H235V168H234ZM241 170H240V171H241ZM246 170H245V171H246ZM248 170H247V172H250V174H251V170H250V171H248ZM61 171H62V170H61ZM69 171H70V170H69ZM73 171H74V170H73ZM76 171H77V170H76ZM86 171H87V170H86ZM95 171H96V170H95ZM99 171H100V170H99ZM108 171H109V170H108ZM112 171H113V170H112ZM114 171H115V170H114ZM209 171H210V169H209ZM218 171H219V170H218ZM237 171H239V170H237ZM237 171H236V173H238ZM240 171H239V172H240ZM245 171H244V172H245ZM57 172H58V171H57ZM57 172H56V173H57ZM92 172H93V171H92ZM96 172H97V171H96ZM96 172H95L96 175L99 174V173H96ZM213 172H214V171H213ZM220 172H221V171H220ZM234 172H235V171H233V173H234ZM241 172H242V171H241ZM241 172L238 173V175L240 174V175L242 176L243 172H242V173H241ZM69 173H70V172H69ZM77 173H78V172H77ZM86 173H87V172H86ZM93 173H94V172H93ZM100 173H101V172H100ZM112 173H113V172H112ZM119 173H120V172H119ZM143 173H144V171H143ZM145 173H146V172H145ZM204 173H205V172H204ZM233 173H232V174H233ZM252 173H253V172H252ZM42 174H43V173H42ZM66 174H68V173H66ZM168 174H169V173H168ZM200 174H203V173H200ZM205 174H207V173H205ZM205 174H203L204 177H205ZM245 174L248 175V173H245ZM253 174H254V173H253ZM59 175H61V174H59ZM59 175H58V176H59ZM87 175H88V174H87ZM125 175H126V174H125ZM216 175H217V174H216ZM220 175H221V174H220ZM228 175H229V173H228ZM228 175H225V176H228ZM230 175H231V174H230ZM238 175H237V176H238ZM240 175H239V177H240ZM247 175H244V176L247 177ZM2 176H3V175H2ZM63 176H64V175H63ZM67 176H68V175H67ZM79 176H80V175H79ZM111 176H112V175H111ZM123 176H124V175H123ZM128 176H129V175H128ZM207 176H208V175H207ZM209 176H210V178H211V175H209ZM217 176H218V175H217ZM232 176H233V178L237 177V176L234 177V175H232ZM244 176L242 177V181H241V180L238 181L239 183L242 182V183H243V186L240 185L239 183H238V184H239L240 186H239L238 184H235V183H237V180H235V181L233 180V181H234V182H233V183H234L233 185H236V187H235V186H234V187L237 188V186H239L240 188L238 187V190L242 189V191H243V189L246 188V187L248 186L247 188H249V189H248V191H246V192L248 193L249 190L251 191V189H252V191H253L254 188H252V187H255V186H256V184H254V183H256V181H255V179H254V176H253V179H254L255 182H253V180H250L251 182H253V185H254V186H253L252 184H249V183H250V182H249V179L252 178V177H251L252 174H251V176H249V179L247 180V181L249 182V183H247V184H248L247 186H246V182H247V181L244 180V181H246V182H245V185H244V182H243V178H244ZM77 177H78V176H76V178H77ZM103 177H104V176H103ZM117 177H118V176H117ZM125 177H126V176H125ZM136 177H137V176H136ZM172 177H173V176H172ZM204 177H203V178H204ZM213 177H214V176H213ZM218 177H219V176H218ZM228 177H229V176H228ZM45 178H46V176H45ZM45 178H44V179H45ZM70 178H71V177H70ZM97 178H98V177H97ZM97 178H96V179H97ZM100 178H101V177H100ZM201 178H202V175H201ZM220 178H221V177H220ZM224 178H225V177H224ZM230 178H231V176H230ZM237 178H238V177H237ZM247 178H248V177H247ZM42 179H43V178H42ZM64 179H65V178H64ZM74 179H75V177H74ZM77 179H78V178H77ZM180 179H181V178H180ZM193 179H194V177H193ZM205 179H208V177L204 178V181H208V185H210V184L212 183V182L209 183V181H214L213 178H212V180H205ZM238 179H241V178H238ZM71 180H72V179H71ZM99 180H100V179H99ZM99 180H96V181H99ZM108 180H111V179L108 178ZM108 180L105 181L106 183L108 182L107 185L110 184ZM134 180H135V179H134ZM144 180H146V179H144ZM188 180H189V179H188ZM190 180H191V179H190ZM196 180H197V179H196ZM219 180H220V179H219ZM219 180H218V181H219ZM223 180H224V179H223ZM223 180H222V181L220 180L221 183L223 182ZM231 180H232V179H229V181H231ZM3 181H4V179H0V184H1V182H3ZM69 181H70V180H69ZM69 181H68V182H69ZM72 181H73V180H72ZM127 181H128V180H127ZM180 181H181V180H180ZM191 181H192V180H191ZM201 181H202V180H201ZM76 182H77V181H76ZM102 182H104V181H102ZM105 182H104V183H105ZM111 182H112V181H111ZM136 182H137V181H136ZM149 182H150V181H149ZM185 182H187V181H185ZM197 182L199 183V180L196 181V183H197ZM215 182L217 183V179L215 180ZM227 182H228V181H227ZM81 183H82V182H81ZM85 183H86V182H85ZM106 183H105V184H106ZM119 183H120V182H119ZM151 183H152V182H151ZM189 183H190V182H189ZM196 183L194 182V186H195V185H198V184H196ZM204 183H205V182H203V186H204ZM213 183H214V182H213ZM221 183H220V184H221ZM229 183H230V182H229ZM101 184H103V183H101ZM112 184H114V181H113ZM179 184H180V183H179ZM192 184H193V183H192ZM199 184L202 185L201 183H199ZM218 184H219V183H218ZM220 184H219V185H220ZM224 184H225V183H224ZM224 184H222V185H224ZM84 185H85V184H84ZM118 185H119V184H118ZM122 185H123V184H122ZM128 185H129V184H128ZM140 185H143V184L140 183ZM181 185H182V184H181ZM184 185L186 186V183H185ZM205 185H207V184H205ZM231 185H232V184H231ZM250 185H252V186L249 187ZM75 186H76V185H75ZM109 186H111V185H109ZM112 186H113V185H112ZM123 186H124V185H123ZM126 186H127V184H126ZM187 186H189V185L187 184ZM224 186H225V185H224ZM244 186H245V187H244ZM258 186H259V185H258ZM60 187H61V186H60ZM81 187H82V186H81ZM85 187H86V186H85ZM85 187H84V188H85ZM88 187H89V185H88ZM88 187H87V188H88ZM117 187H118V186H117V184H116L115 189H116ZM127 187H128V186H127ZM133 187H135V186H133ZM197 187H199V186H197ZM200 187H201V186H200ZM209 187H210V186H209ZM209 187H207V188H209ZM218 187H219V186H218ZM230 187H231V186H230ZM230 187H229V188H230ZM242 187H244V188H242ZM47 188H48V187H47ZM87 188H86V189H87ZM108 188H109V187H108ZM188 188H189V187H188ZM190 188H191V187H190ZM193 188H194V187H193ZM193 188H191V189H193ZM201 188H203V187H201ZM204 188H205V187H204ZM216 188H217V187H216ZM224 188H225V187H224ZM224 188L222 187V189H224ZM250 188H251V189H250ZM255 188H256V187H255ZM89 189H90V187H89ZM129 189H130V188H129ZM141 189H142V188H141ZM153 189H154V188H153ZM196 189H197V188H196ZM196 189H195V191H197V190L200 189V188H198L197 190H196ZM231 189H234L233 186L231 187ZM231 189H229V190L231 191ZM257 189L260 190L259 187L256 188L255 190H257ZM58 190H59V189H58ZM112 190H113V189H112ZM116 190H117V189H116ZM124 190H127V189H124ZM177 190H178V189H177ZM220 190H221V189H220ZM220 190H219V191H220ZM226 190H227V189H226ZM229 190L227 191L226 194H223V193H225L226 191L223 192V193L221 192V195H222V194H223V195H226V196L224 197V199H226L227 197H230L229 195H231V194H229V193H233V192H229ZM101 191H102V190H101ZM132 191H133V190H132ZM132 191H131V192H132ZM174 191H175V190H174ZM185 191H186V190H185ZM190 191H191V190H189V192H190ZM193 191H194V190H193ZM195 191H194V193H195ZM199 191H200V190H198V192H199ZM201 191H203V190H201ZM201 191H200V192H201ZM223 191H224V190H223ZM67 192H68V191H67ZM236 192L239 193V191H236ZM236 192H235V193H236ZM256 192H257V191H254V193H256ZM93 193H94V192H93ZM113 193H114V191H113ZM118 193H119V192H118ZM121 193H123V191H121ZM121 193H120V194H121ZM126 193H127V192H126ZM135 193H136V192H135ZM164 193H165V192H164ZM192 193H193V192H192ZM196 193H197V192H196ZM196 193H195V194H196ZM207 193H208V192H207ZM210 193H211V191H210ZM217 193H218V192H217ZM235 193H234V194H235ZM241 193H242L241 195H243V193H244V196L247 194V193H245V190H244L243 192H241ZM250 193H251V192H250ZM259 193L261 194L260 191H259ZM83 194H84V193H83ZM94 194H95V193H94ZM97 194H101V192H100V193L97 192ZM105 194H106V193H105ZM115 194H116V192H115ZM128 194H129V193H128ZM128 194H127V195H128ZM132 194H134V193H132ZM170 194H171V193H170ZM189 194H191V193H189ZM218 194H219V193H218ZM227 194H229V195L227 196ZM260 194H258V192L256 193L257 198H256V195H254L255 198H256V200L258 199V197H259V199H260ZM89 195H90V194H89ZM113 195H114V194H113ZM121 195H122V194H121ZM135 195H136V194H135ZM173 195L175 196V194H173ZM191 195H192V194H191ZM198 195H199V194H198ZM212 195H213V194H212ZM219 195H220V194H219ZM238 195H239V194H238ZM241 195H240V197H241ZM249 195H250V194L248 193V196H249ZM258 195H259V196H258ZM262 195H263V194H262ZM262 195H261V196H262ZM13 196H14V191H13L12 188H10V187H6V186L3 187L2 185H0V225L3 226V227H12V228L15 230V232H21V233H24V234H26L27 236L32 237V238H34V239H39L41 236H43V234H42V235H39L38 233L32 231V230L30 229L29 225L27 224V222L24 221V218H22L21 213H19L17 210H14L15 207L13 206V204H12V202H11L12 199H13ZM73 196H74V195H73ZM93 196H94V195H93ZM95 196H97V195H95ZM95 196H94V197H95ZM99 196H100V195H99ZM99 196H97V198H98ZM101 196H102V195H101ZM133 196H134V195H133ZM133 196H132L131 198H133ZM140 196H141V194H140ZM167 196H168V195H167ZM200 196H201V195H200ZM206 196H207V195H206ZM234 196H236V199H237V194H235ZM244 196H243V197H244ZM248 196H246V197H248ZM251 196H253V193H252ZM263 196H264V195H263ZM63 197H64V194H63ZM69 197H70V196H69ZM120 197H121V196H119V198H120ZM125 197H126V196H125ZM138 197H139V196H138ZM185 197H186V196H185ZM208 197H209V196H208ZM111 198H112V197H111ZM116 198H118V197H116ZM220 198H221V197H220ZM230 198H231V197H230ZM253 198H254V197H253ZM255 198L253 199L254 202H255ZM261 198H262V197H261ZM108 199H109V198H108ZM114 199H115V198H114ZM120 199H121V198H120ZM128 199H129V198H128ZM134 199H136V198H134ZM134 199H133V200H134ZM137 199H138V198H137ZM157 199H158V198H157ZM201 199H202V198H201ZM210 199H211V198H210ZM214 199H216V196H215ZM244 199H245V197H244ZM246 199L249 200V199H252V197H251V198L248 197V198H246ZM67 200H68V199H67ZM112 200H113V199H112ZM226 200H227V199H226ZM228 200H229V199H228ZM231 200H232V202L235 201V199H234V201H233L232 198H231ZM240 200H241V199H240ZM2 201L6 202V203L8 204V209L3 208V206H2ZM71 201H72V200H71ZM184 201H185V200H184ZM257 201H258V200H257ZM257 201H256V202H257ZM112 202H114V201H112ZM216 202H217V201H216ZM219 202H220V204H221V201H219ZM224 202H227V201H224ZM224 202H222V203H224ZM232 202L229 201V203H232ZM236 202H237V201H236ZM236 202H234V203H232V204H235ZM238 202H239V201H238ZM240 202H243V198H242V201H240ZM244 202H245V201H244ZM244 202H243V203H244ZM246 202H247V201H246ZM256 202H255V203H256ZM259 202L263 203V200H261V201L259 200V201L257 202L258 205H259ZM115 203H116V202H115ZM115 203H114V204H115ZM117 203H118V205H119V203H122V202H117ZM150 203H151V202H150ZM159 203H161V202H159ZM208 203H209V201H208ZM227 203H228V202H227ZM251 203H252V201H251ZM257 203H256V205H255L254 203H252V206H253V204H254V206L256 207V206H257ZM72 204H73V203H72ZM75 204H76V203H75ZM125 204H126V203H125ZM127 204H128V203H127ZM191 204H193V203H191ZM232 204H231V207H233ZM247 204H248V202H247ZM73 205H74V204H73ZM73 205H72V207H73ZM76 205H77V204H76ZM91 205H92V204H91ZM110 205H111V203H110ZM161 205H163V204H161ZM182 205H183V204H182ZM215 205H216V204H215ZM225 205H226V204H225ZM240 205H242V204H240ZM240 205H239V206H240ZM244 205H246V204H244ZM244 205L241 206V208H242V207L244 208ZM116 206H117V205H116ZM120 206H121V205H120ZM126 206H127V205H126ZM131 206H132V205H131ZM154 206H155V205H154ZM154 206H153V207H154ZM157 206H159V204H158ZM157 206H155V207H157ZM180 206H181V205H180ZM194 206H195V205H194ZM221 206H222V204H221ZM221 206H219V207H221ZM228 206H229V205H228ZM235 206H236V205H235ZM239 206H238V207H239ZM262 206H264V205L262 204ZM100 207H101V205H100ZM148 207H149V206H148ZM161 207H163V206H161ZM171 207H172V206H171ZM171 207H170V208H171ZM173 207H174V206H173ZM173 207H172V208H173ZM247 207H248V205H247ZM249 207H251V206H250V201H249ZM249 207H248V208H249ZM260 207H261V206H260ZM74 208H75V207H74ZM86 208H87V207H86ZM120 208L122 209V207H120ZM126 208H127V207H126ZM126 208H124L125 211H126ZM129 208H130V206H129ZM157 208H158V207H157ZM159 208H160V207H159ZM159 208H158V209H159ZM174 208H175V207H174ZM174 208H173V209H174ZM186 208H188V207H186ZM225 208H226V207H225ZM245 208H246V206H245ZM248 208H247V212H248ZM70 209H71V208H70ZM124 209H122V210H124ZM175 209H176V208H175ZM182 209H184V208H182ZM211 209H212V208H211ZM221 209H222V208H221ZM255 209H256V208H255ZM257 209H258V207H257ZM262 209H264V208H262ZM262 209H258V210L261 211ZM88 210H89V207H88ZM109 210H110V209H109ZM118 210H120V209H118ZM127 210H128V209H127ZM133 210H134V209H133ZM161 210H163V209L161 208ZM165 210H166V208L164 209V211H165ZM192 210H193V209H192ZM227 210H228V209H227ZM232 210H233V209H232ZM242 210H244V209H242ZM250 210H251V209H249V212H250ZM71 211H72V210H71ZM82 211H83V210H82ZM120 211H121V210H120ZM120 211H119V212H120ZM155 211H156V209H155ZM164 211H163V212H164ZM174 211H176V210H174ZM222 211H223V210H222ZM222 211H221V212H222ZM229 211H230V210H229ZM234 211H235V210H234ZM236 211H238V210H236ZM244 211H245V210H244ZM244 211H241V212L243 213ZM252 211H255V210H252ZM79 212H80V211H79ZM83 212H84V211H83ZM156 212H157V211H156ZM156 212H155V213H156ZM159 212H161V211H158V213H159ZM163 212H162V213H163ZM165 212H166V211H165ZM165 212H164V215L162 214V216H164V217L166 218V216H165L166 213H165ZM241 212H240V213H241ZM245 212H246V211H245ZM258 212H259V211H258ZM121 213H123V212H121ZM128 213H129V212H128ZM167 213H169V212L167 211ZM172 213H173V212H172ZM240 213H239V215H240ZM242 213H241V214H242ZM251 213H252V212H250V214H251ZM76 214H77V213H76ZM119 214H120V213H119ZM151 214H153V213L151 212ZM176 214H177V212H176ZM178 214H180V213H178ZM221 214H222V213H221ZM248 214H249V213H248ZM85 215H86V214H85ZM85 215H84V216H85ZM92 215H93V218H95L94 214H92ZM126 215H127V214H126ZM146 215H147V214H146ZM157 215L159 216V214H157V213L155 214L156 218L159 219L160 217H157ZM160 215H161V213H160ZM169 215H170V213H169ZM169 215H167V216H169ZM172 215H173V214H172ZM224 215H225V214H224ZM246 215H247V213H246ZM81 216H82V215H81ZM97 216H99V215H97ZM140 216H141V215H140ZM162 216H161V217H162ZM173 216H174V215H173ZM180 216H181V215H180ZM180 216H179V217H180ZM242 216H244V214H243ZM260 216H262V215L260 214ZM88 217H89V216H88ZM100 217H101V216H100ZM100 217H99V218H100ZM151 217H152V216H151ZM164 217H162V218L164 219ZM169 217H170V216H169ZM176 217H177V216H176ZM176 217H175V218H176ZM183 217H184V216H183ZM215 217H216V216H215ZM228 217H230V216H228ZM234 217H236V216H234ZM254 217H255V216H254ZM97 218H98V217H97ZM120 218H121V217H120ZM147 218H148V216H147ZM162 218H161V219H162ZM177 218H178V217H177ZM177 218H176V219L173 218V220H177ZM88 219H89V218H88ZM91 219H92V217H91ZM95 219H96V218H95ZM95 219H94V220H95ZM102 219H103V218H102ZM105 219H106V218H105ZM158 219H157V220H158ZM163 219H162V220H163ZM167 219H170V218H167ZM181 219H182V218H181ZM217 219H218V218H217ZM240 219H241V218H240ZM251 219H252V217H251ZM94 220H93V221H94ZM96 220H97V219H96ZM103 220H104V219H103ZM119 220H120V219H119ZM130 220H131V219H130ZM143 220H145V219H142V221H143ZM157 220H156V221H157ZM162 220H159V221H162ZM170 220L173 221L172 218H171ZM178 220H180V219L178 218ZM183 220H184V219H183ZM261 220H262V219H261ZM93 221H91V222H93ZM98 221H99V220H98ZM139 221H141V219H140ZM171 221H170V222H171ZM251 221H252V220H251ZM263 221H264V220H263ZM104 222H105V220H104ZM127 222H128V221H127ZM137 222H138V221H137ZM143 222H144V221H143ZM218 222H219V221H218ZM242 222H243V220H242ZM261 222H262V221H261ZM96 223H97V222H96ZM100 223H101V222H100ZM107 223H111V222H109V220H107ZM107 223H106V224H107ZM140 223H142V222H140ZM151 223H152V222H151ZM156 223H157V222H156ZM168 223H169V222H168ZM174 223H175V222H174ZM176 223H177V222H176ZM178 223H179V222H178ZM223 223H224V222H223ZM228 223H229V222H228ZM240 223H241V220H240ZM87 224H88V222H87ZM124 224H125V223L121 224L120 227H121L122 225H124ZM152 224H154V223H152ZM171 224H173V222H171ZM90 225H91V224H90ZM127 225H128V224H127ZM139 225H140V224H139ZM154 225H156V224H154ZM168 225H169V224H168ZM181 225H183V224L181 223ZM228 225H229V224H228ZM260 225H262V224H260ZM109 226H110V225H109ZM128 226H129V225H128ZM128 226H127V227H128ZM151 226H152V225H151ZM225 226H226V225H225ZM250 226H251V225H250ZM87 227H88V226H87ZM96 227H97V226L95 225V227H93V228H96ZM116 227H117V226H116ZM122 227H123V226H122ZM147 227H148V226H147ZM147 227H146V228H147ZM183 227H184V226H183ZM98 228H99V227H98ZM123 228H124V227H123ZM151 228H152V227H151ZM160 228H161V227H160ZM165 228H167V227H165ZM226 228H228V227H226ZM91 229H92V228H91ZM91 229L88 227L87 231L90 232ZM99 229H100V228H99ZM99 229H98V230H99ZM101 229H102V228H101ZM101 229H100V230H101ZM103 229H104V228H103ZM105 229H106V228H105ZM108 229H109V228H108ZM119 229H120V228H119ZM124 229H126V227H125ZM130 229H131V228H130ZM134 229L136 230V227H135ZM153 229H154V228H153ZM169 229H170V227H169ZM169 229H168V230H169ZM173 229H174V228H173ZM181 229H183V228H181ZM235 229H236V228H235ZM262 229H263V228H262ZM94 230H95V229H94ZM128 230H129V229H128ZM131 230H132V229H131ZM176 230H177V229H176ZM186 230H187V229H186ZM263 230H264V229H263ZM96 231H97V230L94 231V234H93V235H95V232H96ZM102 231H103V230H102ZM106 231H107V230H105V231H103V232H106ZM112 231H113V230H112ZM116 231H117V230H116ZM141 231H142V230H141ZM145 231L148 232L149 230H145ZM158 231H160V230L158 229ZM191 231H192V230H190V232H191ZM222 231H223V230H222ZM261 231H262V230H261ZM103 232L101 233V231H100V234H101L100 236H101V238L98 236L99 232H98V234L96 233V235H97V237H99V239H103V237H104V236L102 235V234H104ZM110 232H111V231H110ZM117 232H118V231H117ZM180 232H181V231H180ZM202 232H203V231H202ZM226 232H227V231H226ZM113 233H114V231H113ZM113 233H112V234L110 233V235H113ZM155 233H156V232H155ZM155 233H154V234H155ZM164 233H165V231H164ZM186 233L188 234L189 232H186ZM89 234H90V233H89ZM107 234L109 235V233H107ZM107 234L105 233L104 235H107ZM120 234H121V233H120ZM124 234H125V233H124ZM124 234H122V235H124ZM147 234H148V233H147ZM152 234H153V233H152ZM160 234H161V233H160ZM162 234H163V233H162ZM181 234H182V233H181ZM187 234H185V235L187 236ZM236 234H237V232H236ZM241 234L243 235V233H241ZM122 235H121V236H122ZM157 235H158V234H157ZM170 235H171V234H170ZM196 235H197V234H196ZM202 235H203V233H202ZM204 235H205V234H204ZM246 235H248V234H246ZM102 236H103V237H102ZM115 236H116V235H115ZM163 236H164V235H163ZM177 236L179 237V235H177ZM108 237H109V236H108ZM117 237L119 238V236H117ZM160 237H161V236H160ZM164 237H165V236H164ZM166 237H167V236H166ZM168 237H169V236H168ZM184 237H185V236L183 235L182 239L185 240ZM236 237H237V235H236ZM110 238H111V236H110ZM112 238H113V236H112ZM112 238H111V239H112ZM131 238H132V237H131ZM170 238H171V237H170ZM198 238H199V237H198ZM202 238H203V236H202ZM207 238H208V237H207ZM234 238H235V236H234ZM243 238H244V237H243ZM253 238H255V237H253ZM106 239H109V238H106V236H105V239H104V240H106ZM116 239H117V238H116ZM120 239H121V240H119V239H117V240H118L119 242L122 241V244H123V242L126 240V239L122 240V238H120ZM128 239H129V237H128ZM175 239H176V237H175ZM187 239H188V238H187ZM204 239H205V237H204ZM241 239H242V238H241ZM145 240H146V239H145ZM188 240H189V239H188ZM202 240H203V239H202ZM236 240H237V239H236ZM238 240H239V238H238ZM246 240H247V239H246ZM100 241H101V240H100ZM113 241L115 242L116 240L113 239ZM149 241H150V240H149ZM171 241H172V240H171ZM186 241H187V240H186ZM205 241H206V240H205ZM254 241H255V239H254ZM96 242H97V240H96ZM110 242H111V240H110ZM114 242H111L110 244H109V243H108V244L111 245V244L114 243ZM153 242H154V241H153ZM260 242H261V241H260ZM260 242H259V243H260ZM106 243H107V242H106ZM116 243H117V242H116ZM126 243H127V242H126ZM129 243H130V242H129ZM147 243H148V242H147ZM161 243H162V242H161ZM202 243H203V242H202ZM207 243H208V242H207ZM239 243H240V242H239ZM108 244H107V245H108ZM114 244H115V243H114ZM124 244H125V243H124ZM134 244H135V243H134ZM134 244H133V245H134ZM137 244H139V243H137ZM137 244H136V246H137ZM142 244H144V243H142ZM164 244H165V243H164ZM166 244H167V243H166ZM263 244H264V243H263ZM102 245H103V243H102ZM107 245L105 246V248H103L104 246H103L102 248L106 250ZM120 245H121V242H120ZM130 245H131V243H130ZM150 245H151V244H150ZM150 245H147V246H149V248H150ZM187 245H188V244H187ZM115 246H117V244H116ZM123 246H124V245H123ZM125 246H126V245H125ZM128 246H129V245H128ZM131 246H132V245H131ZM140 246H141V244H140ZM145 246H146V244H145ZM154 246H156V245H154ZM164 246L166 247V245H164ZM235 246H236V245H235ZM252 246H253V245H252ZM263 246H264V245H262V248H264ZM110 247L113 248L114 245H113V246L111 245ZM110 247L108 246V248H107L108 251H110V249H111ZM120 247H121V246H120ZM132 247H133V246H132ZM161 247H162V246H161ZM175 247H176V246H175ZM232 247H233V246H232ZM237 247H238V246H237ZM239 247H240V246H239ZM241 247H242V246H241ZM102 248H101V249H102ZM109 248H110V249H109ZM116 248L119 249V246L116 247ZM116 248H115V250H116ZM124 248H125V247H123L122 250H124ZM128 248H129V247H128ZM138 248H139V246H138ZM141 248H142V247H141ZM141 248H140V249H141ZM146 248H147V247H146ZM151 248H152V246H151ZM156 248H157V246H156ZM156 248H155V249H156ZM171 248H172V247H171ZM183 248H184V247H183ZM183 248H180V249H183ZM192 248H193V247H192ZM196 248H197V247H196ZM217 248H218V247H217ZM245 248H246V247H245ZM250 248H251V247H250ZM62 249H64V248H62ZM126 249H127V248H126ZM129 249H131V247H130ZM144 249H145V248H144ZM144 249L142 250V251H143V257H144V255H145V254H144V252H145ZM157 249H158V248H157ZM165 249H166V248H165ZM165 249H163V250L165 251ZM168 249H169V248H167V252H168V253H166L167 256H168V254H169ZM174 249H175V248H174ZM215 249H216V248H215ZM253 249H254V248H253ZM145 250H146V249H145ZM147 250H148V249H147ZM170 250H171V249H170ZM186 250H187V249H186ZM188 250H189V249H188ZM188 250H187V251H188ZM256 250H257V249H256ZM260 250H261V249H260ZM260 250L258 249V251H260ZM120 251H121V248H120ZM120 251H119V252H120ZM126 251H128V250H126ZM133 251H134V250H133ZM160 251H162V250L160 249ZM164 251H163V252H164ZM179 251H180V250H178V252H179ZM191 251H192V250H191ZM215 251H216V250H215ZM252 251H253V250H252ZM258 251H257V252H258ZM262 251H263V250H262ZM262 251H261V252H262ZM22 252H23V250H22ZM67 252H68V254H69V258H68V260H67V264H88V262H86L85 259L82 258L81 254H79L78 250H76V249H74V248H67ZM112 252H113V255H114L113 257H115V254H114V251H113V250L111 251V253L108 252V254L112 255ZM116 252H117V250H116ZM121 252H122V251H121ZM123 252H125V251H123ZM149 252H150V250H149ZM149 252L147 253V256H149V255H148ZM163 252H162V253H163ZM170 252H171V251H170ZM183 252H184V251H183ZM102 253L104 254V252H102ZM102 253H101V254H102ZM117 253H118V252H117ZM131 253H132V252H131ZM134 253H135V252H134ZM138 253H139V252H138ZM160 253H161V252H160ZM160 253H158V254H160ZM181 253H182V252H181ZM189 253H190V252H189ZM191 253H192V252H191ZM194 253L196 254V252H194ZM262 253H263V252H262ZM62 254H63V253H62ZM106 254H107V252H105V255H106ZM124 254L128 257V255H127L126 253H124ZM128 254H129V253H128ZM141 254H142V253H141ZM141 254L138 256V257H140V258H138V257H136V258L141 259V261H142ZM198 254H199V253H197V255H198ZM118 255L120 256L119 253H118ZM133 255H134V254H133ZM133 255H132V256H133ZM137 255H138V254H137ZM137 255H136V256H137ZM154 255H155V254H154ZM177 255H179V258H178ZM177 255H175V257H176L177 259L180 260V254H177ZM183 255H184V254H183ZM183 255L181 254L182 257H183ZM225 255H226V254H225ZM103 256H104V255H103ZM108 256H109V255H108ZM116 256H117V254H116ZM121 256H123L122 253H121ZM121 256H120V257H121ZM126 256H125V257L123 256L122 258L125 259ZM129 256H130V255H129ZM151 256H153V254H152ZM158 256H159V255H158ZM189 256H190V254H189ZM191 256H192V255H191ZM198 256H199V258H200V254H199ZM198 256H197V257H198ZM205 256H206V255H205ZM64 257H65V256H64ZM161 257L163 258L162 255H161ZM161 257H160V258H161ZM164 257H166V256H164ZM169 257H170V256H169ZM182 257H181V259H183ZM104 258H105V257H104ZM111 258H112V257H111ZM129 258H130V257H129ZM131 258H132V257H131ZM133 258H134V257H133ZM136 258H135V259H136ZM149 258L152 259V257H149ZM156 258H157V257H156ZM156 258H155V259H156ZM176 258H175V259H176ZM187 258H188V257H187ZM193 258H194V257H193ZM221 258H222V257H221ZM237 258H238V257H237ZM112 259H113V258H112ZM112 259H111V260H112ZM115 259H116V258H115ZM115 259H113L114 261L112 260L113 263L116 261ZM118 259H119V258H118ZM123 259L120 258L119 260H121V261L118 260V264H119L120 262H121L120 264H122ZM127 259H128V258H127ZM138 259H137V260H138ZM155 259H154V260H155ZM158 259H159V258H158ZM197 259H198V258H197ZM201 259H202V258H201ZM143 260L145 261V258H143ZM166 260H167V258H166ZM188 260H189V258H188ZM194 260H195V259H194ZM225 260H226V259H225ZM228 260H229V259H228ZM256 260H257V259H256ZM34 261H35V260H34ZM109 261H110V260H109ZM147 261H148V260H147ZM160 261H163V260L160 259ZM182 261H183V260H182ZM184 261H185V260H184ZM103 262H104V261H103ZM128 262H130V261L128 260ZM155 262H156V261H155ZM163 262H164V261H163ZM113 263L110 262V264H113ZM131 263L134 264V262H131ZM135 263H138V262H135ZM147 263H148V262H147ZM152 263H153V262H152ZM152 263H150V264H152ZM157 263H159V262H157ZM176 263H177V262H176ZM192 263H193V262H192ZM227 263H228V262H227ZM234 263H235V262H234ZM0 264H21V260H20V259L14 254L13 249H12V248H7V249L5 248V246H4V242H3L2 239L0 240ZM115 264H117V262H116ZM123 264H124V263H123ZM172 264H173V262H172ZM182 264H183V263H182ZM186 264H187V262H186ZM190 264H191V263H190ZM194 264H195V263H194ZM229 264H230V263H229ZM232 264H233V260H232ZM239 264H241V263H239Z\"/></svg>", "mask_w": 264, "mask_h": 264}]
</instances>
